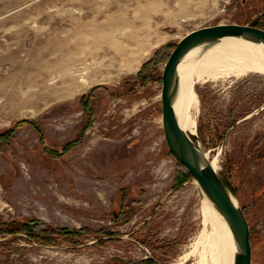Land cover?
I'll list each match as a JSON object with an SVG mask.
<instances>
[{
	"label": "rangeland",
	"instance_id": "obj_1",
	"mask_svg": "<svg viewBox=\"0 0 264 264\" xmlns=\"http://www.w3.org/2000/svg\"><path fill=\"white\" fill-rule=\"evenodd\" d=\"M80 1L0 0V135L17 122L32 123L0 138V228L39 222L48 229L33 239L23 232L2 235L0 264H178L185 256L183 264H200L202 205L193 180L177 185L182 170L163 136L161 75L166 57L192 31L248 25L259 15L256 27L264 30V0L126 4L141 19L167 18L155 21L137 67L112 64L95 73L78 67L77 82L61 86L69 70L55 67L56 48L38 44L37 36L65 37ZM104 1L112 0H92V8L105 9ZM157 52L142 86L137 75ZM194 91L191 137L218 160L217 174L248 222L251 264H264V76L199 83ZM88 124L63 157L46 151L60 152ZM58 229L69 233H54Z\"/></svg>",
	"mask_w": 264,
	"mask_h": 264
},
{
	"label": "bare ground",
	"instance_id": "obj_2",
	"mask_svg": "<svg viewBox=\"0 0 264 264\" xmlns=\"http://www.w3.org/2000/svg\"><path fill=\"white\" fill-rule=\"evenodd\" d=\"M140 1L142 2V0L104 1L105 9L96 10L92 8L94 5L92 0H81L77 4L80 8L79 13H74L77 16H70L67 20L72 27L65 37L45 39L37 36L38 44L47 43L56 48L55 52L58 53L52 58L55 67L63 65L69 70L60 76L58 84L61 86L75 84L78 80L76 73L80 67L92 73L106 70L112 64L126 67L128 71L137 67L139 60L136 56L142 48V43L153 36L159 21L167 19L163 13L158 17L154 16L153 21L148 18L141 19L132 10L125 9L126 4ZM113 11L118 15L108 16ZM98 32L103 35L94 36ZM178 74L180 83L174 105L175 113L180 128L187 134L194 135L195 121L188 114L190 108H198L195 85L221 84L226 79H240L251 74L264 76V47L242 40L224 38L205 51L190 52L179 65ZM84 87L85 85L80 86L81 89ZM210 161L217 172L218 160L213 158ZM198 197L202 205L203 225V231L196 242V247L201 250L200 264H232L235 248L228 228L200 193ZM186 258L187 256L178 264H183Z\"/></svg>",
	"mask_w": 264,
	"mask_h": 264
},
{
	"label": "water",
	"instance_id": "obj_3",
	"mask_svg": "<svg viewBox=\"0 0 264 264\" xmlns=\"http://www.w3.org/2000/svg\"><path fill=\"white\" fill-rule=\"evenodd\" d=\"M261 16L248 25H216L190 32L176 44L161 75V124L166 146L175 161L188 170L198 193L207 200L228 228L235 248L232 264H251L248 222L235 196L214 170L198 138H192L180 128L174 109L180 83L178 67L190 52L205 51L224 38L264 47V30L256 27Z\"/></svg>",
	"mask_w": 264,
	"mask_h": 264
},
{
	"label": "trees",
	"instance_id": "obj_4",
	"mask_svg": "<svg viewBox=\"0 0 264 264\" xmlns=\"http://www.w3.org/2000/svg\"><path fill=\"white\" fill-rule=\"evenodd\" d=\"M159 53L157 52L154 57L152 59H150L148 62H146L142 68L140 69L138 75H137V79H141L142 81V86L145 85V83L148 80V76L145 75V72L150 69L153 65L158 63V59H157V55ZM169 58V56L166 57V60ZM162 82V81H161ZM90 96H86L83 97L82 100L84 102V109L87 110L88 109V102H89ZM88 115H89V119L91 122L92 116H91V112L88 111ZM31 125V122H28L26 120L17 122L14 125V128L3 132L0 135L1 139H9V137H11L15 131L16 128H18L21 125ZM91 127V124H88L86 126V128L82 129V131L79 133L78 137L73 140L72 142L66 144L63 149L60 152L57 151H51V150H46L49 154L55 156V157H63L65 154L69 153L70 151H72L74 149L75 146H77L83 139L84 133L86 131L87 128ZM178 163V162H177ZM178 166L181 168L182 172L180 173V176L177 179V185L181 186L184 182L188 181V180H193L192 176L190 175V173L188 172V170L182 166L181 164L178 163ZM223 181V183L231 190V188L229 187V185L227 184L226 181H224L223 179H221ZM243 211V210H242ZM244 213V211H243ZM44 224L43 223H39V222H31V223H26L23 224L19 230H6L5 228H0V237L4 234H8V235H12L13 233L16 232H23L24 234H26L30 239H33L34 237H36V232L38 230H41L43 234H46L47 230L46 228H44ZM56 234H65L68 235L69 232H67L64 229H58V230H54ZM73 234H79V232H72ZM36 238H39L38 236Z\"/></svg>",
	"mask_w": 264,
	"mask_h": 264
}]
</instances>
